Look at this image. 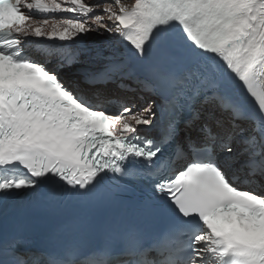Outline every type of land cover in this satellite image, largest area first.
Returning <instances> with one entry per match:
<instances>
[{"label": "snow or ice", "instance_id": "obj_1", "mask_svg": "<svg viewBox=\"0 0 264 264\" xmlns=\"http://www.w3.org/2000/svg\"><path fill=\"white\" fill-rule=\"evenodd\" d=\"M0 218V264H264V0H0Z\"/></svg>", "mask_w": 264, "mask_h": 264}, {"label": "bare ground", "instance_id": "obj_2", "mask_svg": "<svg viewBox=\"0 0 264 264\" xmlns=\"http://www.w3.org/2000/svg\"><path fill=\"white\" fill-rule=\"evenodd\" d=\"M92 35H95L94 33Z\"/></svg>", "mask_w": 264, "mask_h": 264}]
</instances>
